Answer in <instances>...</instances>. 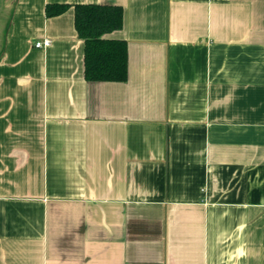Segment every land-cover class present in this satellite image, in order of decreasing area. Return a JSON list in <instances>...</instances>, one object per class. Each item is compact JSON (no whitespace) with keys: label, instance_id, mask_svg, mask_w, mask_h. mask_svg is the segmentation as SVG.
Here are the masks:
<instances>
[{"label":"crops","instance_id":"obj_1","mask_svg":"<svg viewBox=\"0 0 264 264\" xmlns=\"http://www.w3.org/2000/svg\"><path fill=\"white\" fill-rule=\"evenodd\" d=\"M49 3L121 5L128 80ZM0 264H264V0H0Z\"/></svg>","mask_w":264,"mask_h":264},{"label":"trees","instance_id":"obj_2","mask_svg":"<svg viewBox=\"0 0 264 264\" xmlns=\"http://www.w3.org/2000/svg\"><path fill=\"white\" fill-rule=\"evenodd\" d=\"M74 8L79 36L85 42V77L91 81L125 82L129 76L128 42L110 37L124 24V8L117 4L49 3L46 15L54 17Z\"/></svg>","mask_w":264,"mask_h":264},{"label":"built area","instance_id":"obj_3","mask_svg":"<svg viewBox=\"0 0 264 264\" xmlns=\"http://www.w3.org/2000/svg\"><path fill=\"white\" fill-rule=\"evenodd\" d=\"M50 44H51V40L48 39V38H46L44 40L37 41L35 43L36 47H40V48H42V47H48Z\"/></svg>","mask_w":264,"mask_h":264}]
</instances>
